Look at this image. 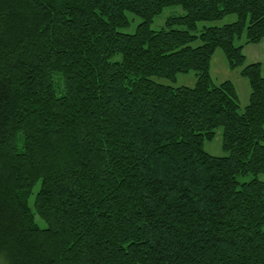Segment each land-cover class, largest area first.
<instances>
[{"label": "trees", "instance_id": "1", "mask_svg": "<svg viewBox=\"0 0 264 264\" xmlns=\"http://www.w3.org/2000/svg\"><path fill=\"white\" fill-rule=\"evenodd\" d=\"M263 38L264 0H0V264H264Z\"/></svg>", "mask_w": 264, "mask_h": 264}, {"label": "rangeland", "instance_id": "2", "mask_svg": "<svg viewBox=\"0 0 264 264\" xmlns=\"http://www.w3.org/2000/svg\"><path fill=\"white\" fill-rule=\"evenodd\" d=\"M182 12L180 6H167L165 7L162 12L157 15L152 23L151 27L153 29H158L162 26H164L165 20L170 15H177ZM129 19V24L126 27H121L120 30L124 32L132 33L134 32L138 22H140L141 18L131 12L126 13ZM236 19L235 14H228L222 19L214 20V21H199L197 22V28L195 31H193L195 34H198L200 30L207 25H221L224 23L231 22ZM244 40V34L242 35L241 39H237L235 42L236 44L242 43ZM200 43L199 39H196L194 42H192L193 45H197ZM209 72L211 79L214 84H218L224 80H230L235 86V89L238 94V100H239V111H242L244 106L248 102L249 98V82L248 80L241 76L239 74V68H231L228 64V61L225 57L224 52L220 47H217L210 60V67ZM155 79L159 82L170 84L172 86H193L196 81V76L194 71H189L185 73H177L174 80H169L166 78H160L155 77ZM203 148L206 152H208L211 155L216 156H224L227 154L225 150L222 148V129L220 127L215 129V135L211 140H204L203 142ZM252 177V175L248 174L246 176H239L238 179L240 181H246L249 180ZM259 179L264 180V173L258 175ZM30 198V203H31ZM37 222L40 224V226H44V222L36 216Z\"/></svg>", "mask_w": 264, "mask_h": 264}, {"label": "crops", "instance_id": "3", "mask_svg": "<svg viewBox=\"0 0 264 264\" xmlns=\"http://www.w3.org/2000/svg\"><path fill=\"white\" fill-rule=\"evenodd\" d=\"M242 50L245 55V62H260L261 73L264 75V38L258 43H243Z\"/></svg>", "mask_w": 264, "mask_h": 264}]
</instances>
